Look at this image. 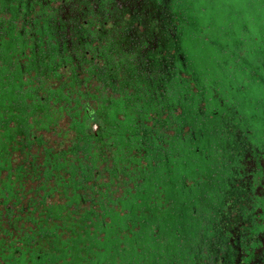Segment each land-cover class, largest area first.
<instances>
[{"label": "trees", "instance_id": "16d2710c", "mask_svg": "<svg viewBox=\"0 0 264 264\" xmlns=\"http://www.w3.org/2000/svg\"><path fill=\"white\" fill-rule=\"evenodd\" d=\"M176 1V39L165 37L149 55L158 68L167 62L168 73L143 81L147 64L132 65L127 72L136 78L120 85L125 94L115 102L120 110L111 124L125 130L112 128L94 143L97 131L91 125L99 119L90 109L88 129L68 128L56 135L52 148V131L62 116L45 134L33 127L19 132L12 118L3 131L0 127V264H105L104 257L112 262L117 250H126L124 240L133 243L145 264L148 259L149 264H264V197L253 196L255 187L244 183L240 167L252 133L246 130L239 138L237 130L247 116L229 103L223 76L198 70L201 65L188 56L196 33L192 6L199 0ZM166 2L157 0L158 9L171 10ZM239 64L223 60L221 67L228 73ZM226 88L232 95L243 91L234 82ZM157 90L164 93L158 97ZM33 145L43 146V158L32 152ZM227 157L232 161L226 163ZM89 159L92 166H81ZM110 160L117 169L108 171ZM194 168L196 175L186 174ZM38 170L45 178L38 189L28 190L39 180ZM222 180L221 191L212 192L221 197L234 192L228 202L223 198L212 207L207 191L199 202L197 188ZM102 232L108 234L104 241L91 239ZM207 241L212 243L203 249Z\"/></svg>", "mask_w": 264, "mask_h": 264}, {"label": "flooded vegetation", "instance_id": "af4514ba", "mask_svg": "<svg viewBox=\"0 0 264 264\" xmlns=\"http://www.w3.org/2000/svg\"><path fill=\"white\" fill-rule=\"evenodd\" d=\"M177 5L176 1L174 7ZM166 9H158L157 0H0V24L4 23L0 56L3 47L21 48L17 61L24 70L21 76L25 81L34 80L26 89L33 97L31 102L38 99L40 90H47L49 95L64 92L67 99L55 102L56 105L65 102L63 111L52 108L48 115L40 113L41 122L62 116L65 128L82 123L88 129L86 109L95 111L94 118L99 119L96 129L95 124L91 125V130L97 131L95 143L98 134L114 129L111 115L119 111L116 103L125 94L107 92L106 87L113 85L111 81L120 87L123 79L128 81L127 75L134 80L131 71L127 72L132 65L140 68L146 63L147 70H161L149 55L158 52L165 37L176 36L173 13L167 9L170 12L167 15ZM191 62L200 66L192 58ZM47 68L49 72L44 73ZM150 74L149 71L142 74L143 81L156 79ZM83 79L95 87L85 90ZM77 112L79 116L74 117ZM48 128L45 125L44 130Z\"/></svg>", "mask_w": 264, "mask_h": 264}, {"label": "rangeland", "instance_id": "374dc122", "mask_svg": "<svg viewBox=\"0 0 264 264\" xmlns=\"http://www.w3.org/2000/svg\"><path fill=\"white\" fill-rule=\"evenodd\" d=\"M198 2L199 6H196L195 4H193L192 6L194 10V27L196 29V33L194 35L195 37L192 40V44L190 45V47H188V51L190 52L188 56H191V58L199 62L201 68L198 70L205 71L206 69H208L209 75L215 78H220L221 76H223L222 87L224 89V94L229 95V97L227 98L229 103L232 105L237 104L239 106V110L241 109L242 113L247 116L246 121L248 120V122H245L246 124L244 125L243 129L237 130V132H239V138L244 136V132L246 130H249L252 133V136L249 137L250 145L247 144L248 146L244 147L245 149L250 147V150L248 151V153L245 152L247 153V155L244 161L241 163L240 167L241 169H243V171H241L245 173V177L243 178L244 183L250 184L252 188L253 186L255 187L253 196L256 198L264 197V152H261L259 149V147L261 149L264 148V0H199ZM167 3L170 6L171 11H174L173 6L174 3H176V0H170ZM3 24H0V32L4 31V27H2ZM1 50V130L3 131L4 129V122H7L12 118L13 121H16L19 132H24L28 127H33L34 129L43 130L42 132H40V134L47 133V130H44L45 125H47L49 128H53V126L55 127V124L58 123L60 117L58 116L57 120H50V118H48L47 122H41L39 120L41 119L40 113L48 115L47 111H52V108L57 112L63 106H66L65 102H61L60 104L58 103L57 105L55 103L59 99H67L66 96H64V92H51L49 95L47 90H40L37 94L38 99L41 101H47L40 102L38 99H36L31 102L30 100L33 99V97L29 93L30 90H24V87H26V89H28V87H31L34 80H30L27 78V80L25 81L21 76V73H23L24 70L20 67V62H17L20 59V57L18 56L21 53V48L16 50H5V48L3 47L1 48ZM11 52L16 54V57H14L15 55L11 54ZM227 52H230L228 57L226 54ZM13 59H15L16 62H12ZM223 60H226L227 64H230L231 61L236 64H240L234 66L235 68L229 70V72L227 73L226 70L221 67V63ZM243 62H245L246 64H244ZM171 66L173 67L172 70L174 71V66H176L175 61ZM168 69L169 68L167 62H165L160 71L156 69L152 71L150 70V68L148 69V71L149 74L151 72V74L154 77L156 76V79H158L159 74H161L162 76L166 75L168 73ZM49 70L50 69L47 68L43 71L44 73H47L49 72ZM153 76L150 77L152 78ZM127 77L129 82L133 81V77H130L128 75ZM82 81L85 85V90L95 87V85H93L91 82L87 83L86 81H84V79ZM230 82H234L241 86L243 90L242 93H239L238 95H232L230 92H228L226 85ZM111 83L113 84V87L107 86V92H119L120 87L117 85L116 81L112 80ZM87 87L89 88L87 89ZM162 93L164 92L161 90H157L156 92L158 97ZM132 97L135 98L136 96L133 95ZM158 100L160 99L158 98ZM202 107H204V105H202ZM118 108L120 110L119 106ZM61 110L63 111V109ZM122 110L123 109H121V111ZM115 112L116 111L112 113L111 117L113 116L114 118V116H117V113ZM62 114L66 116L65 112H63ZM73 116H79V113H74ZM62 119L63 121L59 123V126L56 128L55 132L52 131L54 133V136L50 139L51 148L55 147V144H53L52 141L54 143L57 141L56 135L62 133L65 130H68V128H65L66 123L63 117ZM87 120L90 121V119L88 118ZM250 120L252 121L253 125H250ZM247 126H251V128ZM12 127H14V125ZM72 128H76L77 132H81L85 129L82 126V123H79L77 127L73 125ZM126 128L127 127L121 128L118 125H114V129H116L117 132L118 130L123 131ZM164 132L165 130L163 129V133ZM219 143H221L220 140L214 142L213 145ZM253 145H255L256 147ZM31 149L34 154H41L43 158V146L33 145ZM254 152L257 154V156ZM225 160L226 163L232 161L230 157H227ZM101 161L102 160H99V162ZM83 162L84 163H82L81 166L93 165L91 159H89V161ZM70 166L72 167V165ZM117 168L118 166L114 162V160H110L108 171L112 169L115 170ZM38 171L39 172H37V176L40 177L39 180L35 182L36 184L33 183L27 185L29 187L28 190L38 189L37 183L41 182L40 180H44V170ZM164 173L165 172L163 171V174ZM105 174L108 175L107 172H105ZM186 174H188L189 176H194L197 174V171L194 168L191 170H187ZM4 176L5 173L2 178H4ZM82 176L83 172L82 170H79L76 178L80 179ZM222 178L226 179V177L223 176ZM222 185L224 186L223 180L219 184H217V182L215 181L214 183H210L209 186L203 187L202 189L197 188L196 193H200L198 194L199 196L196 195L199 198V202L201 201L200 199L203 191H207L210 193V196L212 197L211 199L215 201L211 204V206L214 208L219 207L218 204L223 201V198L225 203L228 202L231 195L235 194L234 192L230 193L229 191H226L225 193L227 195H224L225 197H221L220 193L216 194L212 192V190H216V192H218V188H220L221 191V189L223 188ZM127 189L128 188H125L124 191L127 192ZM88 193L89 196L93 195V192L91 190H89ZM120 194L121 193L119 191L117 196H119ZM195 211L197 212V208ZM88 223L89 225H91V230L95 232V227L93 226L92 222ZM92 235L94 236L95 234ZM107 235V232H102L99 233V237H93L91 239L95 242H97V239L104 241V239L107 238ZM87 236V238L90 239V232ZM212 242H214V240H212ZM88 243L90 244L89 241ZM210 243L209 241H207V243L204 244L203 249L208 248ZM123 245L126 246V250H117L113 254L114 256L112 257V262L108 261L109 257L107 256L104 257L105 261L103 262H105V264H145L146 258L142 259L137 254V249L133 246V243H131V241L128 242L127 240H124ZM149 263H152L150 259H148V264ZM88 264L93 263L91 261Z\"/></svg>", "mask_w": 264, "mask_h": 264}, {"label": "built area", "instance_id": "2783aa9c", "mask_svg": "<svg viewBox=\"0 0 264 264\" xmlns=\"http://www.w3.org/2000/svg\"><path fill=\"white\" fill-rule=\"evenodd\" d=\"M97 128V126H96V124L94 125V129H96Z\"/></svg>", "mask_w": 264, "mask_h": 264}]
</instances>
